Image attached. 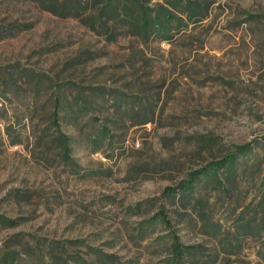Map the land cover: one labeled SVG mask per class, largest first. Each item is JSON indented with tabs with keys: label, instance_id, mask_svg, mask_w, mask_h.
<instances>
[{
	"label": "rangeland",
	"instance_id": "374dc122",
	"mask_svg": "<svg viewBox=\"0 0 264 264\" xmlns=\"http://www.w3.org/2000/svg\"><path fill=\"white\" fill-rule=\"evenodd\" d=\"M0 264H264V0H0Z\"/></svg>",
	"mask_w": 264,
	"mask_h": 264
},
{
	"label": "trees",
	"instance_id": "16d2710c",
	"mask_svg": "<svg viewBox=\"0 0 264 264\" xmlns=\"http://www.w3.org/2000/svg\"><path fill=\"white\" fill-rule=\"evenodd\" d=\"M156 11L155 13V17H154V21L155 22H160L162 19H165L168 17V11L167 9H165L164 7H159V9H155L153 10V12ZM63 138V137H62ZM63 148H64V152L67 153L69 151V143L67 142V138H63ZM245 148H247V146H242L237 148L238 152L244 150ZM237 153L234 152L233 154L229 155L226 159V161L231 165L235 162L236 158H237ZM220 163H217L216 166H219ZM173 246V250L175 252V254L180 258L183 255V248L181 247V245L175 241V239L173 240L172 243Z\"/></svg>",
	"mask_w": 264,
	"mask_h": 264
}]
</instances>
